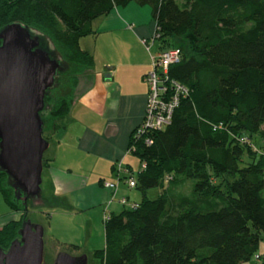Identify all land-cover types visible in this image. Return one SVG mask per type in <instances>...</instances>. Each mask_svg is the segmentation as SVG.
<instances>
[{
    "label": "trees",
    "instance_id": "1",
    "mask_svg": "<svg viewBox=\"0 0 264 264\" xmlns=\"http://www.w3.org/2000/svg\"><path fill=\"white\" fill-rule=\"evenodd\" d=\"M131 2L152 10L157 56L181 50L162 78L179 103L166 127L137 138L141 122L131 134L143 198L110 215L94 255L100 264H246L262 253L264 236V0H0V30L28 26L61 64L41 112L43 136L63 125L80 78L97 68L81 39L96 33L94 20ZM183 179L194 180L193 193L172 194ZM149 188L161 191L150 198ZM0 191L22 215L0 227L7 250L33 202L3 170Z\"/></svg>",
    "mask_w": 264,
    "mask_h": 264
},
{
    "label": "crops",
    "instance_id": "2",
    "mask_svg": "<svg viewBox=\"0 0 264 264\" xmlns=\"http://www.w3.org/2000/svg\"><path fill=\"white\" fill-rule=\"evenodd\" d=\"M93 26L96 33L82 38L81 46L95 55L114 53L115 59L101 61L90 73L87 91L54 132V145L50 143L54 148L44 166L48 185L42 189L45 198L69 199L76 209L103 207L106 217L128 208L121 203L123 197L141 201L131 198L134 188L127 182L128 172L135 173L127 161L128 147L144 119L149 95L145 77L160 49L153 40L156 23L147 5L131 2L116 7L94 20ZM119 161L126 170L116 177ZM105 181L117 183V190L105 187ZM117 198L120 207L113 209Z\"/></svg>",
    "mask_w": 264,
    "mask_h": 264
},
{
    "label": "water",
    "instance_id": "3",
    "mask_svg": "<svg viewBox=\"0 0 264 264\" xmlns=\"http://www.w3.org/2000/svg\"><path fill=\"white\" fill-rule=\"evenodd\" d=\"M0 41V170L25 194V201L52 203L42 189L50 142L43 136L41 112L61 64L41 46L40 36L21 23L2 28ZM44 258V227L29 219L9 248H0V264H45ZM52 264L88 263L86 255L61 252Z\"/></svg>",
    "mask_w": 264,
    "mask_h": 264
},
{
    "label": "rangeland",
    "instance_id": "4",
    "mask_svg": "<svg viewBox=\"0 0 264 264\" xmlns=\"http://www.w3.org/2000/svg\"><path fill=\"white\" fill-rule=\"evenodd\" d=\"M94 56L97 67L99 66L98 64L101 65V61L105 63L106 60L114 61L115 59L114 53L107 55L103 52L98 55L94 54ZM87 78L89 79V82L92 79L90 74L88 77L82 76L80 78L75 100L80 98L84 91H87L89 87V83L87 85ZM54 136L53 133L49 139L51 144L54 142ZM51 144L44 154L45 158L50 156L54 148ZM127 161L133 164V169L137 172L140 168V162L137 157L130 154ZM45 170L42 183L44 189L47 188L48 185V176L47 171ZM116 177L118 176L116 175ZM170 180H172V176L167 177V186H169L168 184ZM193 186L194 180L183 179L179 184L171 187V193L175 195H191L193 193ZM160 191L159 188H149L147 190V196L155 198L159 195ZM131 192V198L134 197L133 199L137 200L143 198V192L141 189L134 188ZM61 199V203L58 204L44 203L41 199L32 201L33 204L30 207L28 214L29 220L33 224L44 227L45 264H52L61 252L68 253L72 256L86 255L88 264H100V260L94 255V253L96 250L104 249L105 247V208L95 207L89 210L76 209L72 206L69 199ZM114 202L113 209L119 206L118 198ZM109 212H111V209ZM21 218V213L13 211L8 206L0 191V227L12 219ZM73 245L78 247L74 248ZM259 251L264 254V236L261 240ZM246 264H263V262L253 258Z\"/></svg>",
    "mask_w": 264,
    "mask_h": 264
},
{
    "label": "built area",
    "instance_id": "5",
    "mask_svg": "<svg viewBox=\"0 0 264 264\" xmlns=\"http://www.w3.org/2000/svg\"><path fill=\"white\" fill-rule=\"evenodd\" d=\"M129 27H132V25ZM153 40L155 39L153 38ZM180 58L181 50L177 47L168 48L162 51L159 56L153 57L154 68L145 77L149 84V95L144 119L136 131L137 138H140L142 135H144L146 130L149 128L161 129L171 123L173 110L179 103V96L175 94L169 97L167 95L168 86L165 82V78L164 80L162 78L165 77V74H167L169 65L171 63L178 62ZM178 87L181 89V86ZM146 142L151 144L152 139L147 138ZM141 165L143 169L147 167L145 162ZM115 168L117 169L118 177H120L122 171L126 170V167L122 161L117 162ZM127 182L129 187L135 188L137 185L136 174L133 172H128ZM104 186L112 188L114 192L118 188L117 183L110 181H105ZM121 203L132 209L139 207L137 202H132L126 197L121 199ZM109 218L110 214H106L105 221ZM255 258L258 261H262L264 264V254H256Z\"/></svg>",
    "mask_w": 264,
    "mask_h": 264
},
{
    "label": "clouds",
    "instance_id": "6",
    "mask_svg": "<svg viewBox=\"0 0 264 264\" xmlns=\"http://www.w3.org/2000/svg\"><path fill=\"white\" fill-rule=\"evenodd\" d=\"M136 188V187H135ZM111 215V214H110Z\"/></svg>",
    "mask_w": 264,
    "mask_h": 264
}]
</instances>
